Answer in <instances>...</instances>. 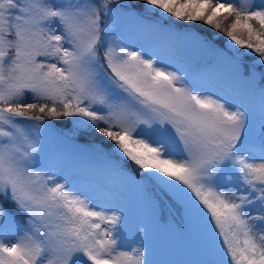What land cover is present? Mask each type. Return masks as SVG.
<instances>
[{"label": "snow or ice", "instance_id": "obj_1", "mask_svg": "<svg viewBox=\"0 0 264 264\" xmlns=\"http://www.w3.org/2000/svg\"><path fill=\"white\" fill-rule=\"evenodd\" d=\"M248 91L264 100V0H0V264H149L144 226L45 153L54 135L178 198L197 264H264Z\"/></svg>", "mask_w": 264, "mask_h": 264}, {"label": "rangeland", "instance_id": "obj_2", "mask_svg": "<svg viewBox=\"0 0 264 264\" xmlns=\"http://www.w3.org/2000/svg\"><path fill=\"white\" fill-rule=\"evenodd\" d=\"M208 63V58L201 59L200 64L205 65ZM187 67V65H185ZM201 71L208 72L209 69L202 68ZM250 91L244 94L240 99L248 109L250 114V123L252 130L258 139L261 126L264 125V102L261 103V97L256 101V108H248ZM64 131H67L64 129ZM68 146V142L62 140L60 136H52L45 143V153L55 160L63 169L70 175H73L93 186L102 187L112 192L113 197L129 215L133 224L138 223L146 229L145 235V259L149 264H191L187 254L178 255L169 246L162 243L154 234L152 226L154 218L157 214V206L155 202H149V196L144 186L138 188H128L126 185L121 184L120 179L107 181L103 176H97V170L94 168V159L88 155H78L74 152L73 148L67 150L68 154H63L61 151ZM58 152L59 154H54ZM159 185V184H158ZM161 186V185H159ZM171 195V194H170ZM172 198H176L171 195ZM126 200L128 201L126 203ZM137 203V204H136ZM197 219V218H196ZM200 227L203 229L202 223L199 219ZM204 230V229H203Z\"/></svg>", "mask_w": 264, "mask_h": 264}, {"label": "trees", "instance_id": "obj_3", "mask_svg": "<svg viewBox=\"0 0 264 264\" xmlns=\"http://www.w3.org/2000/svg\"><path fill=\"white\" fill-rule=\"evenodd\" d=\"M208 32H211V30H205L204 34ZM221 39L224 38L222 37ZM258 94V92L250 91L251 99L249 106L254 103ZM62 140L68 142V146L62 149L65 154H68L66 151L71 150L73 146L64 138ZM94 164L99 171H104L101 163L95 159ZM127 172L128 175L135 178L138 187L144 186L148 196L156 197L157 199L159 214L154 225V230L160 239L171 245L179 255L186 253L191 264H197L198 261L208 258L206 254L205 233L200 228L198 221L186 214L184 205L176 202L170 195H164V191L166 190L162 191V186H159L158 183L142 179L130 163L127 166Z\"/></svg>", "mask_w": 264, "mask_h": 264}]
</instances>
